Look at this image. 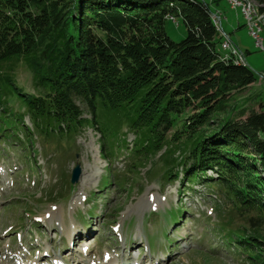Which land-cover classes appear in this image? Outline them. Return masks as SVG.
Instances as JSON below:
<instances>
[{
	"label": "trees",
	"instance_id": "obj_1",
	"mask_svg": "<svg viewBox=\"0 0 264 264\" xmlns=\"http://www.w3.org/2000/svg\"><path fill=\"white\" fill-rule=\"evenodd\" d=\"M254 1L264 13V0ZM212 12L205 0H0L1 138L24 146L34 133L63 139L91 126L103 134L102 115L113 116L135 141L106 152L128 150L129 171L159 153L164 180L184 190L212 185L239 214L254 211L248 230L222 232L264 264V109L235 116L228 104L256 77L219 52ZM168 15L183 22V38L167 34ZM20 66L31 90L13 79Z\"/></svg>",
	"mask_w": 264,
	"mask_h": 264
},
{
	"label": "rangeland",
	"instance_id": "obj_2",
	"mask_svg": "<svg viewBox=\"0 0 264 264\" xmlns=\"http://www.w3.org/2000/svg\"><path fill=\"white\" fill-rule=\"evenodd\" d=\"M205 1L212 11L220 8L224 32L256 77L231 96L234 115L259 105L264 109V50L255 45L239 9L226 0ZM164 28L173 40L185 36L180 20L175 24L167 19ZM258 35L264 45V24ZM217 47L225 52L219 43ZM12 76L31 90L25 66ZM14 108L23 111L21 104ZM102 120L103 134L91 126L63 139L34 133L24 148L0 138V264H53L54 259L60 264H252L222 229L248 230L254 211L239 214L212 185L196 182L184 190L177 179L164 180L159 153L129 171L128 150L106 151L115 141L131 147L134 134L120 129L113 116L104 114ZM23 121L30 125L27 115ZM75 163L80 172L70 182Z\"/></svg>",
	"mask_w": 264,
	"mask_h": 264
},
{
	"label": "bare ground",
	"instance_id": "obj_3",
	"mask_svg": "<svg viewBox=\"0 0 264 264\" xmlns=\"http://www.w3.org/2000/svg\"><path fill=\"white\" fill-rule=\"evenodd\" d=\"M227 3L232 8H236L237 6H239V10L244 17L245 24L248 28V31H249L250 35L253 36V38H254L255 45L258 46L259 48L263 49L262 47H264V45L262 42V38L260 37V44H259L258 40L255 38V34L253 32V23L255 24V32H257V34L259 33L262 25L264 24V13L259 11L258 4L254 0H227ZM211 17H212V21L214 23L216 31L221 35V42H220L219 46H221L225 51L224 57H228V56L234 57L233 56L234 55V47H231L230 45L226 44V33L224 32V30L222 28V24H221L222 23L221 22L222 16H221L220 12L217 11V15L215 12H212ZM217 18L219 19L220 22L218 21ZM237 50H240V49L237 47ZM241 63H242V61H241ZM5 260L7 263H11L10 258L8 256L5 257Z\"/></svg>",
	"mask_w": 264,
	"mask_h": 264
},
{
	"label": "built area",
	"instance_id": "obj_4",
	"mask_svg": "<svg viewBox=\"0 0 264 264\" xmlns=\"http://www.w3.org/2000/svg\"><path fill=\"white\" fill-rule=\"evenodd\" d=\"M226 2H227V0H226ZM236 8L239 9V6H237ZM214 12H215L216 15H217V11H214ZM168 18H169L172 22L176 23V22H175V19H174L173 16L168 15ZM217 19H218V18H217ZM218 21H219V19H218ZM219 22H220V21H219ZM253 32H254V34H255V38L258 40V43L260 44V36L257 34V32H255V24H254V23H253ZM226 44L230 45L231 47H234V55H233V56L236 57L237 61L245 62L244 53L241 52L240 50H237L236 45L230 40L228 34H226ZM262 48H263V50H264V47H262ZM261 76H262V75H261ZM262 77H263V76H262Z\"/></svg>",
	"mask_w": 264,
	"mask_h": 264
},
{
	"label": "water",
	"instance_id": "obj_5",
	"mask_svg": "<svg viewBox=\"0 0 264 264\" xmlns=\"http://www.w3.org/2000/svg\"><path fill=\"white\" fill-rule=\"evenodd\" d=\"M80 172V167L78 163H75V165L73 166L72 170H71V176H70V181L74 182L77 180V177L79 175Z\"/></svg>",
	"mask_w": 264,
	"mask_h": 264
},
{
	"label": "crops",
	"instance_id": "obj_6",
	"mask_svg": "<svg viewBox=\"0 0 264 264\" xmlns=\"http://www.w3.org/2000/svg\"><path fill=\"white\" fill-rule=\"evenodd\" d=\"M214 11H218L219 10V12H220V8H218L217 6H216V8H214L213 9ZM213 11V12H214ZM224 18L226 19V23L228 22L229 24H231L232 22L226 17V16H224ZM223 28V27H222Z\"/></svg>",
	"mask_w": 264,
	"mask_h": 264
}]
</instances>
